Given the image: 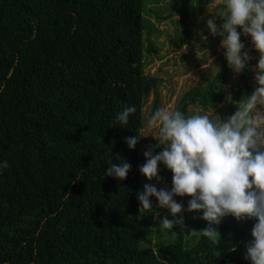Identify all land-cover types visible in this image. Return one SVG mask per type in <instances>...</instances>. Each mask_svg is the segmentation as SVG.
I'll return each mask as SVG.
<instances>
[{"label":"trees","instance_id":"trees-1","mask_svg":"<svg viewBox=\"0 0 264 264\" xmlns=\"http://www.w3.org/2000/svg\"><path fill=\"white\" fill-rule=\"evenodd\" d=\"M144 1L0 0V264H248L237 222L217 227V239L243 244L237 252L175 230L150 247L136 199L140 139L131 150L123 142L140 136L150 93L151 113L159 107L143 62L155 51L144 43ZM190 6L176 10L183 29ZM248 55L231 102L254 90L259 54L251 45ZM223 97L215 78L175 110L214 109ZM125 105L136 111L120 126ZM118 158L131 166L123 181L104 176Z\"/></svg>","mask_w":264,"mask_h":264},{"label":"clouds","instance_id":"clouds-1","mask_svg":"<svg viewBox=\"0 0 264 264\" xmlns=\"http://www.w3.org/2000/svg\"><path fill=\"white\" fill-rule=\"evenodd\" d=\"M217 18L221 23H216ZM206 28L209 35L220 37L226 66L233 74H240L248 63L241 37H250L259 54L253 69L256 87L250 95L232 102L236 111L225 119L214 114L213 108H190L186 115L159 107L145 121L147 135L124 137L129 150L149 135L161 149L153 154L149 145L143 152L144 163L138 171L147 181L159 182L158 164L171 173L170 188L145 183L136 199L139 210L159 216L157 227L173 235L174 226L184 228L183 212L199 213L205 227L187 235L195 233L215 245L219 240L215 226L224 217L237 222L254 220L243 258L248 264H264V0H218ZM135 111L134 105L123 106L114 123L126 125ZM7 167V161H0V170ZM130 167L123 158L117 163L111 160L104 176L123 181ZM176 197H188L186 207ZM150 198H154L155 209ZM156 209H166L167 215L160 216ZM235 250V246L229 249Z\"/></svg>","mask_w":264,"mask_h":264},{"label":"rangeland","instance_id":"rangeland-1","mask_svg":"<svg viewBox=\"0 0 264 264\" xmlns=\"http://www.w3.org/2000/svg\"><path fill=\"white\" fill-rule=\"evenodd\" d=\"M144 19L146 21L144 29V43L150 42L154 45L155 51L151 54L145 52L143 62L145 65V73L158 79L156 93L159 101V107H175L181 96L189 91L192 87H204L207 82L217 79V84L224 93L223 100L219 106L214 108V114L219 115L221 119H225L236 111V106L231 102L232 90L240 83V74H233L226 66L223 57V49L220 47V37L211 36L206 28V20L210 18L216 7L218 0H191V6L188 9L183 29L179 22V16L176 10L181 5L182 0H145ZM216 23H221L217 18ZM249 46L247 51L249 53ZM253 89L256 85L251 82ZM154 94L150 93L144 102L142 108V130L140 136L147 135L145 121L151 114ZM243 97H241L242 99ZM240 99V100H241ZM158 107V108H159ZM198 107V106H197ZM196 108V107H192ZM200 108V107H199ZM202 109V108H200ZM190 114V113H189ZM156 141L151 135L140 138L138 153L141 161L138 165L144 163L143 152L147 146L152 145L153 154L160 151L155 147ZM159 182L155 179L147 181L141 174L139 175L142 184L154 183L157 188L171 186V173L161 164H158ZM153 208L155 209L154 198ZM178 202L186 207L188 197L175 198ZM160 216L167 215L166 209H156ZM141 212V222L144 224L150 237V247L154 250L168 244L173 234L162 228L157 227L159 216L148 213L144 210ZM199 213L183 212L184 228L181 229L174 226L172 230L182 234L183 240L195 243L198 237L193 233L187 235L190 230L199 231L203 229L206 222L199 219ZM171 218V217H169ZM237 222L231 216L224 217L221 223L215 227H219L225 223ZM254 220L245 219L241 222L245 227L244 243L250 239V229ZM243 243V244H244ZM242 243H234L233 241L218 240V248H222L224 253L231 252L229 249L235 246V251H239Z\"/></svg>","mask_w":264,"mask_h":264}]
</instances>
